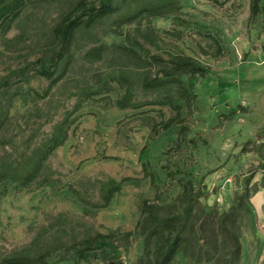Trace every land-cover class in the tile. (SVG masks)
<instances>
[{
	"label": "rangeland",
	"instance_id": "1",
	"mask_svg": "<svg viewBox=\"0 0 264 264\" xmlns=\"http://www.w3.org/2000/svg\"><path fill=\"white\" fill-rule=\"evenodd\" d=\"M77 1L28 4L6 32L0 29V169H19L55 126L68 124L66 140L27 187L0 181V260L44 254L53 264H70L77 242L114 233L115 249H98L97 258L80 264H141V201L173 204L190 180L200 192L197 232L190 252L181 249L170 264H261L255 257L263 253L264 222L249 198L264 186V0L254 15L251 0H178L173 14L143 12L128 22L123 17L149 0H118L117 12L76 32L71 64L49 86L38 71L43 63L55 67L52 28ZM100 46L99 59L86 56ZM177 54L208 67L187 103L176 100L173 87L142 88L161 76L149 55L167 61ZM126 92L132 105L119 108ZM165 98L180 105L167 129L160 124L175 110ZM111 179L126 180L105 207H96L101 184ZM228 211L226 225L241 244L238 259L220 228Z\"/></svg>",
	"mask_w": 264,
	"mask_h": 264
},
{
	"label": "trees",
	"instance_id": "2",
	"mask_svg": "<svg viewBox=\"0 0 264 264\" xmlns=\"http://www.w3.org/2000/svg\"><path fill=\"white\" fill-rule=\"evenodd\" d=\"M37 1H56V0H0V29L7 31L12 22L19 17L24 7ZM127 2L128 0H121ZM259 0H251L250 9L254 15L259 10ZM121 7L118 0H97L95 2H87L86 0H78L73 9L64 14L59 22L52 28V35L56 43V53L53 60L55 67L51 68L44 63L39 69V74L49 79V86L57 83L65 74L67 68L72 62L73 55L71 52V44L78 30H86L91 28L100 20L117 12ZM179 9L178 0H149L140 8H135L123 17V22L132 21L139 17L143 12L150 16H161L173 14ZM102 47H96L86 53L87 57L92 56L95 59L101 57ZM149 62L156 63L160 66L161 76L155 75L152 78L142 82L144 90L159 91L160 89L174 88L176 90V100L183 103L189 102L194 97L192 92L197 80L204 77L208 72V67L200 63L198 60L185 54H177L168 59H162L158 55H149ZM60 64V72H56V66ZM186 77V80L182 79ZM131 95L129 92L124 93L122 98L117 102L119 108L131 106ZM176 100L165 98L162 103L169 104L175 110V115L163 122L161 128L167 129L177 121L180 112V105ZM1 126V120H0ZM68 124L64 125L61 121L55 126L52 134L47 141L37 148L29 157V159L19 169H10L8 164H3L4 168L0 169V181H7V178L19 182V186L27 187L40 173L45 160L59 146H61L67 138ZM156 129H153L155 132ZM146 154L144 147L140 150V158ZM144 176H149L145 165ZM10 169V170H9ZM19 170V171H18ZM123 180H108L101 184L102 204L96 207H105L114 193L120 191ZM240 196V200L242 197ZM200 197L199 190H194L192 181L187 180L182 184V191L176 197V201L168 206H161L149 203L146 200L141 201L140 212L144 216L137 223L136 228H140L144 235L142 255L144 262L141 264H170L175 255L182 249L185 253L190 252L193 237L197 232L194 223V211L196 202ZM232 212L222 213L220 219L221 231L231 240L232 255L234 259H238L241 249L238 234L227 227L226 221L232 216ZM202 231V230H201ZM114 233H97L91 237L84 238L77 245L71 247L72 262L70 264H80L81 261H88L91 258H97L96 250L104 251L105 248L115 249L113 244ZM131 231L124 233L125 237H129ZM203 242L206 241L205 236L201 234ZM110 258V257H108ZM0 264H53L48 262L44 254L36 257L26 255H11L0 260Z\"/></svg>",
	"mask_w": 264,
	"mask_h": 264
},
{
	"label": "crops",
	"instance_id": "3",
	"mask_svg": "<svg viewBox=\"0 0 264 264\" xmlns=\"http://www.w3.org/2000/svg\"><path fill=\"white\" fill-rule=\"evenodd\" d=\"M251 205L253 206V210L255 212V216L259 221L264 222V186H258V188L252 192V195L249 198ZM264 224V223H263ZM262 248V245H261ZM259 250L258 252H260ZM250 259V256L247 255ZM253 256V255H251ZM255 261L258 263L264 264V249L263 253H258L257 258L255 257Z\"/></svg>",
	"mask_w": 264,
	"mask_h": 264
}]
</instances>
